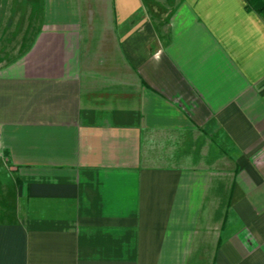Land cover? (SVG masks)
Instances as JSON below:
<instances>
[{
  "label": "crops",
  "instance_id": "obj_1",
  "mask_svg": "<svg viewBox=\"0 0 264 264\" xmlns=\"http://www.w3.org/2000/svg\"><path fill=\"white\" fill-rule=\"evenodd\" d=\"M29 1L0 66V264H264V16Z\"/></svg>",
  "mask_w": 264,
  "mask_h": 264
},
{
  "label": "rangeland",
  "instance_id": "obj_2",
  "mask_svg": "<svg viewBox=\"0 0 264 264\" xmlns=\"http://www.w3.org/2000/svg\"><path fill=\"white\" fill-rule=\"evenodd\" d=\"M169 5L164 4L168 8ZM35 14H38V11L29 0H0V66L14 60L23 52L21 50L30 40L26 30L37 23ZM1 190L0 216H3L11 206H7L9 201L5 196H1Z\"/></svg>",
  "mask_w": 264,
  "mask_h": 264
},
{
  "label": "trees",
  "instance_id": "obj_3",
  "mask_svg": "<svg viewBox=\"0 0 264 264\" xmlns=\"http://www.w3.org/2000/svg\"><path fill=\"white\" fill-rule=\"evenodd\" d=\"M246 2L251 7L250 9L264 16V0H246Z\"/></svg>",
  "mask_w": 264,
  "mask_h": 264
},
{
  "label": "built area",
  "instance_id": "obj_4",
  "mask_svg": "<svg viewBox=\"0 0 264 264\" xmlns=\"http://www.w3.org/2000/svg\"><path fill=\"white\" fill-rule=\"evenodd\" d=\"M0 152H1V146H0ZM1 154V153H0Z\"/></svg>",
  "mask_w": 264,
  "mask_h": 264
}]
</instances>
